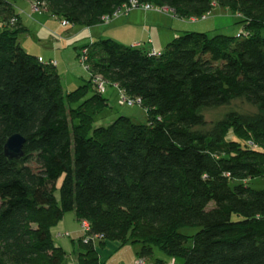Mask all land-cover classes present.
Listing matches in <instances>:
<instances>
[{"label": "trees", "instance_id": "trees-1", "mask_svg": "<svg viewBox=\"0 0 264 264\" xmlns=\"http://www.w3.org/2000/svg\"><path fill=\"white\" fill-rule=\"evenodd\" d=\"M24 1L0 0V264H65L50 231L67 212L101 237L79 238L77 264H100L98 251L113 243L138 245L144 263L157 249L167 261L153 264H264V189L250 184L264 178V0H140L187 22L218 6L243 29L236 38L183 33L159 58L94 42L83 47L88 71L77 56L89 82L70 93L55 66L20 47ZM28 1L34 14L89 28L127 0ZM96 76L139 99L147 124L119 116L95 127L109 108ZM234 100L256 113L204 129V110ZM13 135L24 139L19 161L3 154Z\"/></svg>", "mask_w": 264, "mask_h": 264}, {"label": "crops", "instance_id": "crops-1", "mask_svg": "<svg viewBox=\"0 0 264 264\" xmlns=\"http://www.w3.org/2000/svg\"><path fill=\"white\" fill-rule=\"evenodd\" d=\"M16 9V13L19 15V24L25 31L28 32L29 36H32L33 32L36 34L39 31L37 27H35L37 25L55 38L57 42V44H55L56 46L48 48L46 52L44 49L38 48L33 54L40 62H54L56 64L55 70L59 67V62L63 60V58L70 55L69 52L66 53V50H72L71 52L73 53V58H75V63H77L79 51L84 46L92 45L94 42L104 39L112 40L113 42L126 48L131 47L134 44L141 43V48L145 51L150 52V50H154L161 53L166 49L165 47L168 44L183 35V33H194L200 31L204 34L206 33L207 35L211 34L217 36L221 30H225L224 32L233 30L230 27L231 24L223 26L220 23V19L229 18V13L231 12L218 6L212 9V13L210 15L212 16L211 19L214 20V23H212V20L210 19L211 21L207 22V24H209L207 26H203L204 24H192L186 20H180L170 10L165 13H158L156 11L144 12L141 10L129 11L125 13L124 10H120L109 22L103 21V23L89 28L78 26L63 28L61 27L59 20V22L56 21L55 18L50 17L48 14H32L28 0L18 3L16 5ZM232 17L234 20H237L233 14ZM215 21H217V23H215ZM30 24L37 30L32 31L31 26H29V30L27 26ZM237 34L238 33H236V35ZM19 44L23 49L21 43ZM66 45L70 48L63 49ZM60 47L63 50H61ZM28 49L29 48L25 49L26 51L24 50V52H27ZM47 53H49V55L46 56ZM75 63L73 65H75ZM77 65L79 64L77 63ZM56 73L60 75V78L62 79V73H59L58 71H56ZM88 76L90 78L89 74ZM64 92L68 93L67 90ZM107 96H109L110 100H113L117 95L113 89H109L107 91ZM128 119L132 121L131 117ZM77 234V231L70 232L71 237L69 238L72 239L73 237H76ZM73 241L74 240L72 239L71 244L75 249ZM136 247V251H129L135 253V259L132 254H130V256L126 253L121 254L119 252L121 248H118V246L116 247L112 244H106L104 248L98 251L100 264H136L139 246ZM107 259L109 260L107 261ZM73 264H77V258L73 261Z\"/></svg>", "mask_w": 264, "mask_h": 264}, {"label": "rangeland", "instance_id": "rangeland-1", "mask_svg": "<svg viewBox=\"0 0 264 264\" xmlns=\"http://www.w3.org/2000/svg\"><path fill=\"white\" fill-rule=\"evenodd\" d=\"M155 6V5H154ZM219 9V8H217ZM216 9V10H217ZM214 10V11H216ZM155 11V10H153ZM230 17L229 18H222L220 19V23L223 26H227L230 25L231 29H233L232 31H228V32H224L225 30H221L220 33H218L219 35H224V36H231V37H235L236 38V33H239V31H242L243 29V25L242 24H238L237 20H234L232 17V14L229 13ZM236 17V19H239V17L241 18V16L239 15H234ZM212 16H209L205 21H200V22H196L197 24H204L203 26H207L209 24H207V22H210L212 20V23H214V20L211 19ZM211 19V20H210ZM56 21H58L57 19H55ZM59 22V21H58ZM215 23H217V21H215ZM29 26H27V28L29 29ZM49 26V25H47ZM199 26V25H198ZM37 27V29L39 30L36 34H34L35 32H33L32 36H29L28 32L26 31L24 34H21L18 36V42L21 43V46L23 47V49H28L27 52H29V54L33 55L34 52L40 48V49H44V51L46 52V50L48 48H52L53 46H56L55 44H57L55 38L48 34L46 31H44L41 27L39 26H35ZM34 26H31L32 31H36L37 29H35ZM229 27V28H230ZM48 28V27H47ZM30 30V29H29ZM232 32V33H230ZM195 33H203L200 31H197ZM209 36H215V35H211L208 34ZM37 46V47H36ZM70 48L68 45H66L63 49H68ZM24 49V50H25ZM61 50H63L60 47ZM59 49V51H60ZM26 51V50H25ZM72 50L68 51L66 50V53L69 52V56L63 58V60H61L59 62V67H57L56 71H58L59 73H62V79H61V85L63 86L64 91H68V93L73 92L74 90L78 89L79 87H83L84 85L88 84L89 82V76L88 74L81 69V67H79V65H77V63H75V58H73V53L71 52ZM26 53V52H25ZM49 55V53L46 54V56ZM34 56V55H33ZM48 58V57H47ZM46 59V58H44ZM74 60V61H73ZM58 62V61H57ZM44 63V62H43ZM75 63V65H73ZM106 98H108V109L105 111V113L103 115H101L99 118H97V122L95 123V127L97 126H101V127H107L109 124L113 123L116 119H118L119 116H123L126 118H130L132 119V123L134 125L137 126H142V125H146L147 124V116L145 115V111L144 109L141 107H137V106H131L129 107H121V106H117V102H118V97L116 96L115 99L110 100L109 96H105ZM238 113V114H248V115H254V113H256V109L255 107L253 108L252 106H250L249 104H247L245 101L243 100H234L231 102L230 105L228 106H223L220 108H216V109H209V110H204L202 112L203 116H204V120L205 123L207 125V127H205L204 129L209 130L210 124L212 123H217L219 121H221V119H223L226 115L230 114V113ZM62 179H59L58 182L56 183V186L58 187L61 183ZM251 188L253 190H263L264 189V178H260L257 179L255 181H252L251 183ZM213 206V204L210 203L209 207L211 208ZM73 231H77L78 234L76 237H73L72 239L74 240L73 243L75 244V249L74 247H72L71 244V238H67L65 237V235H70V232ZM196 232V230H189V229H183L181 230V233L183 235L186 236H192L194 233ZM50 233L52 234V242L53 244L57 247H61L65 254L67 255L66 260H65V264H73V261L76 260L77 258V254L80 253L82 251V248L80 247V244L78 243L79 238L83 236V233L79 231V222H77L75 220L74 214L71 212H67V214H65L63 216V218L61 219V221H59V223L56 225V227L52 228ZM58 235H61V237H58ZM112 245L114 246H118L116 243H113ZM138 246V245H136ZM136 246L128 244L125 245V247H122L120 249V253H126L130 256V254H132L133 258L136 259V255L135 253L129 252L131 250H135L136 251ZM118 250V249H117ZM138 250V249H137ZM116 251V250H115ZM153 256L152 259H147L145 260L146 264H153V260H163V261H167V258L165 257V255L161 252L158 251L157 249H153ZM112 253V252H110ZM114 253V252H113ZM109 259H107L108 261ZM106 261V262H107ZM179 264H182V261H178ZM105 264V263H102Z\"/></svg>", "mask_w": 264, "mask_h": 264}, {"label": "built area", "instance_id": "built-area-1", "mask_svg": "<svg viewBox=\"0 0 264 264\" xmlns=\"http://www.w3.org/2000/svg\"><path fill=\"white\" fill-rule=\"evenodd\" d=\"M39 6L38 5H35V6H32L31 7V11L32 13H35V12H39L40 11V8H38ZM120 10H124V12H129V11H137V10H141V11H144V12H148V11H153L155 10L156 12H160V13H165L167 11H169V9L167 7H156L154 5H152L151 3H146V2H143V1H140V0H127L124 4V6H122L121 8L117 9L114 14L112 15V17H115V15H117V13L120 11ZM112 17H109V16H104L103 17V21L105 22H109ZM207 17H209V14H206L205 16H202L201 18H192L190 20H188L190 23L194 24L195 22H197L198 20L200 21H204L205 19H207ZM14 19L12 20V23L13 24ZM61 27L65 28L68 26V23L65 22V21H62L60 23ZM240 34L237 36V38H239ZM132 48L134 49H139L142 47V44L141 43H138V44H134L133 46H131ZM87 55H88V51H86V49H82L80 50V54H79V57H78V63L80 64V66L82 68H84L86 71H88V67H87ZM149 55L155 57V58H159L161 53L159 52H156L154 50H150L149 52ZM49 64L53 65V66H56V64L54 62H50ZM94 85H96V90L99 94L103 95L106 93L107 91V84L98 76L95 77L94 81H93ZM113 88L115 89V91L117 92V95H118V102H117V105L119 106H140V100L139 99H131V98H127L123 92L121 91V89H119V87H117L116 85H113ZM79 230L80 232L83 233V240H82V243L84 244H89V242H91V239H101V237H91L89 236V230H90V227H89V224L86 222V221H81L79 223ZM69 235H65V237L68 238ZM58 237H61V235H58ZM136 264H145L144 263V260L142 259H139L137 260Z\"/></svg>", "mask_w": 264, "mask_h": 264}, {"label": "water", "instance_id": "water-1", "mask_svg": "<svg viewBox=\"0 0 264 264\" xmlns=\"http://www.w3.org/2000/svg\"><path fill=\"white\" fill-rule=\"evenodd\" d=\"M24 139L20 135H13L7 139L3 154L7 159L17 160L23 157Z\"/></svg>", "mask_w": 264, "mask_h": 264}]
</instances>
